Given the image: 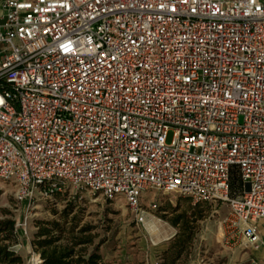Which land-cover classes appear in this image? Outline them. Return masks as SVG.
<instances>
[{"label": "built area", "instance_id": "obj_1", "mask_svg": "<svg viewBox=\"0 0 264 264\" xmlns=\"http://www.w3.org/2000/svg\"><path fill=\"white\" fill-rule=\"evenodd\" d=\"M0 181L27 211L74 187L143 223L149 191L227 204L264 247V1H2Z\"/></svg>", "mask_w": 264, "mask_h": 264}, {"label": "rangeland", "instance_id": "obj_2", "mask_svg": "<svg viewBox=\"0 0 264 264\" xmlns=\"http://www.w3.org/2000/svg\"><path fill=\"white\" fill-rule=\"evenodd\" d=\"M173 134L168 136V143ZM156 203L157 208H152ZM196 203L186 196L149 191L143 198L147 211L144 223L137 220L125 200H107L89 190L68 187L52 198L41 201L35 210L27 211L14 197V186L0 181V209L10 212L20 227L19 252L26 264L35 250L33 240L37 222H62L67 230L91 239L83 245L87 252L98 248L109 264H161V254L178 232L170 218ZM178 211L173 212V208ZM207 208V207H206ZM26 217H28L26 219ZM231 210L227 204L212 203L199 221L192 254L186 264H264L263 249L246 248L233 233ZM29 251V252H28ZM36 251V250H35Z\"/></svg>", "mask_w": 264, "mask_h": 264}, {"label": "trees", "instance_id": "obj_3", "mask_svg": "<svg viewBox=\"0 0 264 264\" xmlns=\"http://www.w3.org/2000/svg\"><path fill=\"white\" fill-rule=\"evenodd\" d=\"M243 191L240 171L232 170L230 192L238 197ZM191 201V197H187ZM211 204L196 203L170 218L171 223L178 227V232L167 243L161 254V264H186L192 254L194 241L199 230V221ZM207 207V208H206ZM177 212L175 207L172 210ZM33 246L43 259V264H109L99 253L98 248L87 252L83 245L91 244V239L67 230L62 222L39 221ZM18 244L16 220L10 212L0 209V264H26L23 255L15 249Z\"/></svg>", "mask_w": 264, "mask_h": 264}, {"label": "crops", "instance_id": "obj_4", "mask_svg": "<svg viewBox=\"0 0 264 264\" xmlns=\"http://www.w3.org/2000/svg\"><path fill=\"white\" fill-rule=\"evenodd\" d=\"M2 1H4V0H0V3L2 2ZM264 1V0H263ZM262 237L264 238V230L262 231ZM261 249V248H260ZM262 249H263V253H262V255H261V257L264 259V247H262ZM29 252V251H28Z\"/></svg>", "mask_w": 264, "mask_h": 264}]
</instances>
